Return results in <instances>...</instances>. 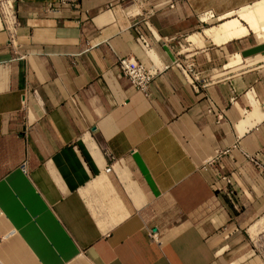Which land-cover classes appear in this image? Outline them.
I'll use <instances>...</instances> for the list:
<instances>
[{"label":"crops","instance_id":"crops-1","mask_svg":"<svg viewBox=\"0 0 264 264\" xmlns=\"http://www.w3.org/2000/svg\"><path fill=\"white\" fill-rule=\"evenodd\" d=\"M167 1L11 0L14 46L0 18V264H264V172L249 159L264 162V0ZM207 11L248 34L187 36ZM136 25L168 66L148 95L117 67L127 55L151 65ZM183 40L198 80L173 65Z\"/></svg>","mask_w":264,"mask_h":264},{"label":"built area","instance_id":"built-area-1","mask_svg":"<svg viewBox=\"0 0 264 264\" xmlns=\"http://www.w3.org/2000/svg\"><path fill=\"white\" fill-rule=\"evenodd\" d=\"M60 1L65 2L66 0H60ZM173 5L174 3H172L170 6H173ZM136 14L142 15V12L138 11V13ZM203 16L213 17L214 15L212 12L207 11V12H204ZM0 18L3 21L6 29L10 33V43L14 46L13 37L15 33V28L18 25V23L15 19L11 0H0ZM145 18L147 17L145 16ZM134 29H135V43L141 49V51L145 54V56H147L150 59L151 65L147 66L143 61L138 60L134 56L127 55L124 57H120L118 59L117 67H118L119 75L126 77L135 90L142 92L144 95H148V87L150 83L152 82V79L154 78V76L158 72H160L163 68H168V66L166 65V66L161 67L153 62L151 58L153 49L149 42V39L146 37L144 33L140 31L137 25L135 26ZM180 48L182 49L181 44H180ZM180 53L181 52L176 53V58L173 62V65L179 68L188 80H190L189 78L198 80L197 74L193 72V64L185 63V56L184 55L181 56ZM209 105L210 106L207 109L208 113L214 112L216 115V118L221 119L222 112L221 111L216 112L215 105L212 102H210ZM227 151L228 150H225L223 152H218L217 154L219 156L220 153H226ZM215 158L216 157L208 160V162H206V164H203L200 169L206 170L207 166L211 165L214 162ZM254 158L255 156H250L249 159L251 161H254ZM21 168L25 170V163L21 165ZM225 229L226 228L224 227V230ZM237 231H238V227L234 228V230L231 233L237 232ZM148 236L152 241L158 242V237L155 231L149 230ZM228 236L229 234L226 233L225 237H228Z\"/></svg>","mask_w":264,"mask_h":264},{"label":"bare ground","instance_id":"bare-ground-1","mask_svg":"<svg viewBox=\"0 0 264 264\" xmlns=\"http://www.w3.org/2000/svg\"><path fill=\"white\" fill-rule=\"evenodd\" d=\"M264 10V6L261 7ZM242 17L246 19L247 21L251 22V26L257 30L259 29V22L254 14V12H247L242 14ZM210 18V17H206ZM206 35L210 37L216 44H224L228 41H231L235 38H239L241 36H244L248 34V28L241 24L239 19H229L225 22H222L221 24L211 27L209 29H206L205 31ZM191 40L199 45H203L205 43L203 35H194L191 36ZM195 46V45H194ZM236 56H232V61H237L238 58H235Z\"/></svg>","mask_w":264,"mask_h":264},{"label":"rangeland","instance_id":"rangeland-1","mask_svg":"<svg viewBox=\"0 0 264 264\" xmlns=\"http://www.w3.org/2000/svg\"><path fill=\"white\" fill-rule=\"evenodd\" d=\"M253 1H255V0H251L249 3H252ZM167 3H169V5H171L172 3H174V5H175V3H176V1H172V0H168L167 1ZM248 3V4H249ZM147 13H145V14H143L142 13V15H145V16H147L146 15ZM151 14V13H150ZM149 14V15H150ZM204 15V13H202L201 15L199 14V16H200V19L202 20V21H198V24H197V27H194V28H192V30H190L189 32H188V34H187V36L189 35V34H191V33H197V32H199V33H201L205 28H207V27H211V26H213V25H218L219 23H221V22H223V21H216V15L214 14V16L213 17H210V20L209 21H204L202 18H204V17H202ZM178 43H180L181 45H182V49H181V53H180V55L181 56H183L184 55V53H183V49H184V46H183V44H184V40L182 41V42H178ZM180 44H179V47H180ZM261 104V106L263 107L264 106V102L262 103H260ZM252 156H255V158H254V161H252L254 164H256L258 167H260V169L261 170H263V172H264V162L260 159V154L259 153H255L254 155H252ZM255 245L254 246H256V249H257V251H258V253L260 254V255H263L264 254V236H260L258 239H257V242H255L254 243Z\"/></svg>","mask_w":264,"mask_h":264},{"label":"water","instance_id":"water-1","mask_svg":"<svg viewBox=\"0 0 264 264\" xmlns=\"http://www.w3.org/2000/svg\"><path fill=\"white\" fill-rule=\"evenodd\" d=\"M155 230V228L153 229V231Z\"/></svg>","mask_w":264,"mask_h":264}]
</instances>
